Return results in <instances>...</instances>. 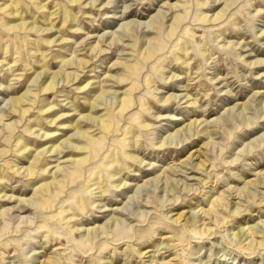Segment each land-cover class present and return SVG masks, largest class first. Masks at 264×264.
<instances>
[{
  "label": "rangeland",
  "instance_id": "obj_1",
  "mask_svg": "<svg viewBox=\"0 0 264 264\" xmlns=\"http://www.w3.org/2000/svg\"><path fill=\"white\" fill-rule=\"evenodd\" d=\"M74 1L0 0V264H264V0Z\"/></svg>",
  "mask_w": 264,
  "mask_h": 264
},
{
  "label": "bare ground",
  "instance_id": "obj_2",
  "mask_svg": "<svg viewBox=\"0 0 264 264\" xmlns=\"http://www.w3.org/2000/svg\"><path fill=\"white\" fill-rule=\"evenodd\" d=\"M80 1L81 0H76L74 2L80 3ZM90 4H92V2H90ZM32 23L35 24L34 22H32ZM140 26L142 27V25H140ZM10 27L12 29H16V30H18V29L19 30L20 29L35 30V28H36L35 25H32V27L29 28L27 22H19V23L11 24ZM148 27H150V24H145V26L142 29H145V28H148ZM44 30L47 31V35L48 34L50 36H55V34L58 35V36H55V38H54L55 40L54 39L52 41L49 40V43L57 42L56 37L57 38L59 37V39L62 37L61 35H59L60 32L58 30H54V25L51 26V27H47ZM146 31H149V30L147 29ZM146 31H144V32H146ZM63 41L64 40L62 39L61 42L64 43ZM84 49H86V46H84L83 50ZM84 56H85L84 58H82L81 60H79L78 62H76V65L78 63L79 66H81L82 68H86L87 65H88V63H89V61H91V60L87 59V57H89L88 51L84 54ZM91 57L92 56H90V58ZM56 77H57V74H55L53 76H51V74H49L47 77L45 76L46 79L44 80L43 83L40 84V87L38 89L40 91H46V92L47 91H50V90H53L56 87L55 85L57 84V82L55 81ZM66 79H68V82H69L70 76H67ZM83 82L84 81H82L81 84H83ZM112 82L113 83L111 84V86H115V85L118 86V85L121 84V82H124V79L123 78H117V77L114 76V78L112 79ZM32 83H34V82H32ZM87 87H89V88H87ZM79 88L82 89L83 91H86L88 89H91L92 88V85L89 84V82H88V83H86L85 85H83L82 87H79ZM119 92H120L119 90H114V91H111L110 93H112L114 95H117V93H119ZM30 93H31V89H29V87H28V89L25 92H23L22 94L17 95V96H15L13 98L14 99V101H13L14 103L11 105L12 110H10V114H13V115L28 114L29 109L25 108V106H26V104H28V101L27 100L31 96V95H29ZM122 93L123 92H121V95H122ZM33 96H34V98H37L38 93H34ZM30 101H31V99H30ZM101 102H102L101 101V98L100 97H97L94 100V102L92 103V105H91V107L89 109V113L88 114H83V115L79 114L80 117H79L78 123L75 126V131H74L75 133L71 134L68 138L62 140L61 142L55 144V140L56 139L54 140V136H49L50 133H48V132L44 133L45 134V137H49V140L48 141L50 143L51 142H54V143H53V145H51L46 150V152H41V153L38 154V156L42 155L43 153H50V155H54L55 157L58 158L57 165L53 166V168H52V170L54 169V171H53V174L54 175H58V176L61 175V174L64 175L66 173V171H67L68 165H63L62 166V163H65V162H68L69 163L70 162V160H68V159L62 160L66 156V154L69 153V151L68 152H65L64 149L66 147L70 146L69 148H72V149L74 148L70 152H73V151L74 152H82L84 150V145H80V144L82 142H87L88 139L90 138V136L87 133H85L84 131H81V128H83V123L86 122V125L99 126V127L103 128V129H109L110 128V123L107 122V119L101 118L100 117L101 115H98V116L97 115H93V114H96V113L98 114V112L101 111V109H102L100 107ZM126 105H127V99L125 97H120V110L123 111L125 109ZM84 119H86V121H84ZM41 130L42 129L40 128L39 131H41ZM0 139H1V136H0ZM73 142H76V143H73ZM76 160H78V159H76Z\"/></svg>",
  "mask_w": 264,
  "mask_h": 264
}]
</instances>
